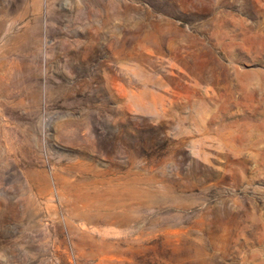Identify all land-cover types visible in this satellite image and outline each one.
<instances>
[{
  "label": "rangeland",
  "instance_id": "1",
  "mask_svg": "<svg viewBox=\"0 0 264 264\" xmlns=\"http://www.w3.org/2000/svg\"><path fill=\"white\" fill-rule=\"evenodd\" d=\"M0 264H264V0H0Z\"/></svg>",
  "mask_w": 264,
  "mask_h": 264
},
{
  "label": "bare ground",
  "instance_id": "2",
  "mask_svg": "<svg viewBox=\"0 0 264 264\" xmlns=\"http://www.w3.org/2000/svg\"><path fill=\"white\" fill-rule=\"evenodd\" d=\"M109 212V211H108ZM114 212V211H113ZM103 214V213H102ZM107 214V213H106ZM128 214V213H127ZM110 215V214H109ZM120 215V214H119ZM121 216V215H120ZM87 217V216H86ZM127 217V216H126ZM99 218V217H98ZM124 220V219H123ZM112 221H114V220H112ZM108 223V222H107ZM121 226V225H120ZM103 245H104V243H103ZM107 245V244H106ZM105 246V245H104ZM106 251V250H105Z\"/></svg>",
  "mask_w": 264,
  "mask_h": 264
}]
</instances>
